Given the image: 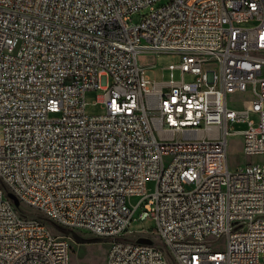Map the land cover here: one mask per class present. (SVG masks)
<instances>
[{
	"label": "built area",
	"instance_id": "1",
	"mask_svg": "<svg viewBox=\"0 0 264 264\" xmlns=\"http://www.w3.org/2000/svg\"><path fill=\"white\" fill-rule=\"evenodd\" d=\"M158 1L0 0V264H69L20 205L106 240L105 264H168L138 208L175 264H264V162L227 164L235 123L264 158V0ZM162 53L181 62L149 86L136 58Z\"/></svg>",
	"mask_w": 264,
	"mask_h": 264
},
{
	"label": "rangeland",
	"instance_id": "2",
	"mask_svg": "<svg viewBox=\"0 0 264 264\" xmlns=\"http://www.w3.org/2000/svg\"><path fill=\"white\" fill-rule=\"evenodd\" d=\"M167 0L158 1L155 7H159L165 4ZM145 11H141L143 14ZM133 21L138 22L140 15H133ZM137 64L140 68L144 69V76L149 80V86L152 82L161 84L170 80L169 65H176L181 62L180 55L177 54H140L137 56ZM174 80L181 79V74L178 69L174 70ZM184 80L189 82L192 80L191 76L185 75ZM106 77L100 78V84H106ZM103 90H89L85 92L86 113L89 115H99L104 112L102 105L99 103V98L103 95ZM229 106L237 109H245L247 107L246 97L240 95H234L229 97ZM255 123L258 122V116L255 114L249 115ZM230 133L232 135L228 138L227 144V164L231 171L236 168H242L249 163H261L264 162L262 157H252L243 154L241 149V136L234 134L235 132L243 131L247 128L246 123H235L229 126ZM18 205V203H16ZM21 211L24 216L39 217L44 224L48 227L51 233L59 238L65 239L69 246V264H105L106 252L108 249L107 241L98 237H95L88 232L84 231H70L59 227L54 222L42 217L40 214L34 212L31 209L26 208L24 205H20ZM142 208H138L134 214L135 219L130 227V231L133 239L149 238L152 243L157 246L165 255V259L168 264H175L170 252L160 243L158 238L155 237L156 230L155 224L152 219L140 218ZM76 233L82 238V241H75L72 237V233Z\"/></svg>",
	"mask_w": 264,
	"mask_h": 264
},
{
	"label": "water",
	"instance_id": "3",
	"mask_svg": "<svg viewBox=\"0 0 264 264\" xmlns=\"http://www.w3.org/2000/svg\"><path fill=\"white\" fill-rule=\"evenodd\" d=\"M12 198V197H11ZM14 203H15V205L17 206V201H15L14 200ZM72 237H73V239L75 240V241H82V238L81 237H79L75 232L74 233H72Z\"/></svg>",
	"mask_w": 264,
	"mask_h": 264
}]
</instances>
